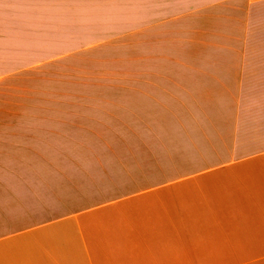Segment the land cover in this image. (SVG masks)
Segmentation results:
<instances>
[{
	"label": "crops",
	"instance_id": "1",
	"mask_svg": "<svg viewBox=\"0 0 264 264\" xmlns=\"http://www.w3.org/2000/svg\"><path fill=\"white\" fill-rule=\"evenodd\" d=\"M115 1L0 0V264H264V0ZM212 11L228 69L146 87L104 145L78 144L70 94L46 114L45 69H78L104 27Z\"/></svg>",
	"mask_w": 264,
	"mask_h": 264
},
{
	"label": "rangeland",
	"instance_id": "2",
	"mask_svg": "<svg viewBox=\"0 0 264 264\" xmlns=\"http://www.w3.org/2000/svg\"><path fill=\"white\" fill-rule=\"evenodd\" d=\"M130 3L133 1L119 0L112 4L125 7ZM133 4L143 7L146 3L137 0ZM214 12H203L192 20L198 24L104 27L114 29L116 34L108 41L93 42L88 49L92 56L78 59V69H45L46 114L54 113L55 98L70 94L75 102L78 144L104 145V119L110 123L124 113L131 114L134 97L137 95L139 102L147 94L146 87L151 86L156 98L167 87L160 86L166 77L181 76L173 71L228 69L229 59L223 53L229 49L232 27L214 24L217 19L229 17ZM240 17L237 11L236 18ZM84 128L94 131L88 130L92 133L84 137Z\"/></svg>",
	"mask_w": 264,
	"mask_h": 264
}]
</instances>
